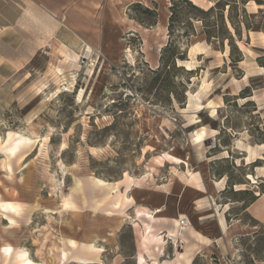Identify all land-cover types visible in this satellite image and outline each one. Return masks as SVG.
Listing matches in <instances>:
<instances>
[{"label": "rangeland", "instance_id": "1", "mask_svg": "<svg viewBox=\"0 0 264 264\" xmlns=\"http://www.w3.org/2000/svg\"><path fill=\"white\" fill-rule=\"evenodd\" d=\"M188 1L119 2L101 53L0 80V264H264V3Z\"/></svg>", "mask_w": 264, "mask_h": 264}, {"label": "crops", "instance_id": "2", "mask_svg": "<svg viewBox=\"0 0 264 264\" xmlns=\"http://www.w3.org/2000/svg\"><path fill=\"white\" fill-rule=\"evenodd\" d=\"M126 1L135 0H0V80L12 79L40 51L56 53L61 44L68 54L79 55L87 45L101 53L110 36L103 23ZM248 210L264 228V196Z\"/></svg>", "mask_w": 264, "mask_h": 264}, {"label": "trees", "instance_id": "3", "mask_svg": "<svg viewBox=\"0 0 264 264\" xmlns=\"http://www.w3.org/2000/svg\"><path fill=\"white\" fill-rule=\"evenodd\" d=\"M242 4L246 3L247 1L249 0H239ZM257 4L261 5L264 3V0H254ZM184 2L186 3H190L188 0H184ZM238 3V0H219L215 3V5L207 8V9H201L195 5H192L193 8H195L196 10H198L204 17V15H209L215 8H218L221 12V9L224 8L225 5H227V8L229 11H232V9L235 7V5H237ZM170 10H171V13H170V16H169V23H168V33L170 34L171 31H172V24H173V19L176 17V14H175V11H174V4L170 6ZM145 11H150V9H145ZM202 17V16H201ZM229 22L230 24L233 26V28L235 29V23L233 22V19L232 17L229 15ZM205 35H206V38L209 39L211 38L212 36L218 38L220 37L219 34L217 32L214 31L213 27H209V26H206L205 30ZM230 39V38H229ZM171 39H169V42L168 44L165 45V47H163V53L160 57V62L162 64V66L165 68V66L168 65V58L169 56L165 59L164 58V52L169 48V46L171 45V42H170ZM171 56V55H170ZM179 58H182L180 55H177ZM171 64L172 66H175V61H174V57L173 59L171 60Z\"/></svg>", "mask_w": 264, "mask_h": 264}, {"label": "bare ground", "instance_id": "4", "mask_svg": "<svg viewBox=\"0 0 264 264\" xmlns=\"http://www.w3.org/2000/svg\"><path fill=\"white\" fill-rule=\"evenodd\" d=\"M60 51H61L62 56L65 59H70V60H73V61H76V62H80L81 61V63H84V60H82V59L90 58L92 53H93V49L90 46H88V45L85 46L81 57H79L75 53L68 54L67 51H65V50H60ZM202 137H203L202 133L196 134L195 141L198 142V144L201 143ZM0 205H1V201H0ZM161 212H162V209L161 208H157L155 212H151V218H153V219L154 218H163V216L160 215ZM166 218H170V217H166ZM171 239L175 242V246H176L177 245L176 244L177 240L175 238H171Z\"/></svg>", "mask_w": 264, "mask_h": 264}, {"label": "snow or ice", "instance_id": "5", "mask_svg": "<svg viewBox=\"0 0 264 264\" xmlns=\"http://www.w3.org/2000/svg\"><path fill=\"white\" fill-rule=\"evenodd\" d=\"M5 251H11V249H5Z\"/></svg>", "mask_w": 264, "mask_h": 264}]
</instances>
